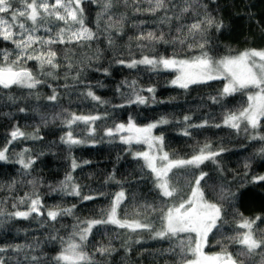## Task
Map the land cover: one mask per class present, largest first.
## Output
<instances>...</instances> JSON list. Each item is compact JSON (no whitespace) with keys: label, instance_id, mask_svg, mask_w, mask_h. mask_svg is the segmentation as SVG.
Here are the masks:
<instances>
[{"label":"trees","instance_id":"1","mask_svg":"<svg viewBox=\"0 0 264 264\" xmlns=\"http://www.w3.org/2000/svg\"><path fill=\"white\" fill-rule=\"evenodd\" d=\"M82 6L85 9L86 25L98 32L99 37L87 42L83 47L76 44L53 45L61 64L57 70V79L41 75L40 79L47 80V83L32 90L15 85L9 89L0 88V148L10 139L8 134L14 125L30 134L38 130L41 137L35 140H18L8 145L7 155L11 161L16 159L15 153L28 148L35 163L25 174L19 164L0 161V209L6 214L17 210L25 211L30 200L20 204L21 198H35L37 195L44 206L43 215L37 216L33 213L29 219H13L7 215L0 217L4 221L0 225V247L11 249L16 245H35L39 242V246L34 249L25 247L20 253L9 250L0 253V257H3L5 264H31L32 256L39 257V264H55L52 258L61 250L60 238L64 241L69 239L77 219L99 218L101 209L107 208L115 193L121 190L125 192V200L118 210L121 217L127 215L131 218L137 211L142 212L141 206L146 203L159 204L152 186V174L147 168H142L143 160L133 158L134 147L131 146L129 150L128 145L120 143L118 136L109 142L111 138L104 134L107 127H113L116 123H127L129 116L140 126L162 116L171 121L154 129V133L163 134L164 151L174 159L188 158L206 143L211 144L213 150L225 149L217 157V163L205 161L200 169L208 173L203 186L207 199L214 202L218 199L217 193L222 186L236 191L241 182L246 184V187L240 188L243 197L235 202V208H229V205L225 204L226 219L229 223L224 225L223 235L210 237L209 245L205 248L209 254L220 251L216 241L235 235L234 213H240L245 218L259 216L264 219V182L250 183L253 176L264 175V157L259 155L260 149L264 147V140L251 139V132H238L223 125L224 114L240 108L246 103V96L237 93L214 104L210 97L218 95L223 81L191 85L185 90L170 84L176 75L173 71H150L145 65L127 68L115 61L138 60L142 55L171 56L173 52H178L182 58L198 54V49L189 52L187 44L181 46L178 43L151 44L142 41L145 47H137L135 38L141 32L151 31L156 35L162 32L166 39L171 41L178 35V28H183L181 36L188 35L187 25L197 19H203L206 14L214 17L217 22L222 21L224 25L220 31L212 28L207 33L209 47L214 56H223L229 52L235 54L249 48L262 49L264 0H196L191 4V11L188 13L181 12L185 7L184 0H168L167 10H161L155 15L146 11L151 7L147 0H135V3L134 0H127V3L124 0H115L110 14L117 21L121 17H124V20L122 30L119 24L111 30V47L107 39L109 33L105 31L107 17L102 19L97 27L100 6L90 0H85ZM137 6L140 12L135 11ZM166 16L172 17L171 21L164 20L162 23ZM60 24L63 26L62 22ZM39 34L43 35V32ZM199 39L197 35L195 40ZM188 42H193L191 36ZM0 49L14 51V46L0 40ZM66 54L74 65L71 70L67 67ZM85 65L87 67L80 76V81H74L72 77ZM28 66L38 72L36 61H28ZM97 68L100 71H96ZM105 68L109 70V75L104 74ZM122 81H136L137 89L153 87L155 93H142L150 98L147 105L132 104L114 108L113 105L125 103L121 93L128 95L131 92L129 87L121 85ZM48 83L57 89L59 99L56 102L47 100V96L52 94ZM65 84L69 87L66 88ZM89 86L97 96L108 103L99 104L82 95ZM118 86L121 87L120 92H117ZM37 94L39 99L36 98ZM153 95L155 102L151 99ZM9 96L15 98V103L8 99ZM19 108H25L26 111L20 112ZM69 113L101 116L108 113V116L90 126L77 122L69 128L62 122L68 118ZM185 116L191 117L187 124H201L205 120L209 124L202 128H189L191 135L184 136L181 132L187 126L184 122ZM215 124H220L221 127L213 126ZM90 127L95 129L91 136ZM69 131L74 138L82 139L85 143L73 145L71 148L62 143L61 137L66 136ZM256 134L264 136V124L256 130ZM73 160L81 165L75 170L72 169ZM245 163H248L250 168H245ZM174 171L175 180L183 182L190 179L185 177L183 170ZM198 172L199 170L197 174ZM69 173L73 181L80 186L82 195L90 194L96 199L82 201L81 197L53 191V188H59L60 181ZM110 175L114 176V179L105 183ZM14 204L17 205L16 208H13ZM74 204L76 207L72 216H59L55 221L48 219V209L57 205L71 208ZM238 218L237 216L236 219ZM254 228L257 233L264 232V223L257 221ZM51 237L57 238L53 240ZM135 240L141 242L134 243ZM175 243L176 241L151 239L147 233L138 236L115 225H101L94 228L89 235L85 251L95 253V249L101 244L110 245L115 249L108 256L102 257L95 253L93 258L98 264H178V257L169 251ZM228 247L233 253L240 250L238 244H228ZM25 256L28 259H25ZM261 259L262 257L257 255L248 258L246 264H261Z\"/></svg>","mask_w":264,"mask_h":264},{"label":"snow or ice","instance_id":"2","mask_svg":"<svg viewBox=\"0 0 264 264\" xmlns=\"http://www.w3.org/2000/svg\"><path fill=\"white\" fill-rule=\"evenodd\" d=\"M90 2L97 4L101 9L97 13V27H99V22L107 17L105 31L109 33L107 39L111 47L113 44L111 30L116 28L117 24L121 25L122 30L124 17L117 21L110 14L115 6V0H90ZM124 2L127 3V0ZM147 2L151 7L146 11L152 15L161 10H167L168 0H147ZM195 2L196 0H184L185 7L181 9V12H190L191 4ZM84 3L85 0H0V40L9 42L14 46V51L0 49V88L9 89L15 85L32 90L47 83V80L40 79L41 75L53 80L57 79V70L61 64L57 59V52L52 46L76 44L83 47L87 42L99 37L98 32H94L86 25L85 9L82 6ZM135 11L140 12V8L137 6ZM176 18L179 19V17ZM171 19L172 17L166 16L161 22L163 23L164 20L171 21ZM223 27L222 21L217 22L214 17L206 14L203 19H197L192 24L187 25L188 35L181 36L183 28H178V35L171 41L166 39L162 32L160 35L151 31L141 32L135 38L137 47H145L141 43L142 41H148L151 44L178 43L181 46L187 44L189 52L198 49V54L182 58L178 52H173L171 56L142 55L138 60L117 59L115 62L127 68L145 65L150 71H174L176 75L170 84L185 90L189 89L191 85L223 81V87L219 90L218 95L210 97L214 104L220 103L237 93L246 96V103L242 104L240 108L224 114L223 125L238 132L241 130L245 133L251 132V139L264 140V136L256 134V130L264 124V48H249L235 54L229 52L223 56H214L209 47L207 33L209 29L215 28L216 31H220ZM41 32L43 35L39 34ZM197 35L200 37L199 40H195ZM189 36L193 38V42H188ZM96 58L99 59L98 56ZM65 59L68 60L67 67L71 70L74 65L67 54ZM28 61H36L38 72H34L28 66ZM85 67L87 65L78 69L76 76L72 77L74 81H80V76ZM95 70L100 71L99 68ZM103 72L105 75H109L107 68L103 69ZM121 85L129 87L131 92L128 95L121 93L125 103L113 105L114 108H123L132 104L147 105L150 98L142 95V93H155L153 87L137 89L136 81L131 83L122 81ZM48 87L52 88V94L47 96V100L56 102L59 99L57 89L52 87L50 83H48ZM65 87L69 86L65 84ZM120 91L121 87L118 86L117 92ZM82 95L99 104L108 103V101L97 96L90 86ZM36 98H40L38 94ZM8 99L15 103L14 97L9 96ZM151 99L155 102L154 95ZM19 111L25 112L26 109L19 108ZM107 116L108 113L103 116L69 113L68 118L62 122L69 128L77 122L90 126L97 120L106 119ZM190 120L191 117H184L186 124ZM169 123L171 121L162 116L158 120L140 126L129 116L127 123H116L113 127L105 129V136L111 138L109 142L118 136L120 143L129 145V150L133 144L147 146V150L134 152L133 158L143 160L142 168H147L152 174L153 190L160 202L159 204L146 203L142 205L143 211H137L131 218L127 215L121 217L118 210L125 200V192L121 190L115 193L110 205L101 209L99 218L77 219L69 239L64 241L63 238H60L62 241L61 250L52 258L55 264H98L93 258L95 253H99L102 257L111 255L115 249L110 245L101 244L95 249V253L91 254L85 251L89 235L92 234L94 228L101 225H115L120 229H127L129 232L136 233L138 236L147 233L154 240L176 241L175 246L169 251L178 257V264H246L248 258L257 255L262 257L261 264H264V232L257 233L254 228L257 221L264 223V219L259 216L250 219L243 217L240 213H234L235 235L226 236L224 240L216 241V244L220 246V251L211 254L205 251L206 246L209 245L210 237L217 234L223 235L222 229L225 224L229 223L226 219L225 204L227 203L229 208H235V202L243 197L240 188L246 187V184L241 182L236 191L222 186L217 193L218 199L215 202L207 199L203 183L208 173L200 170L201 165L205 161L217 163V157L225 149L213 150L211 144L206 143L195 150L190 157L174 159L168 152L164 151L163 134H153L154 129ZM208 124L207 120L201 124H187L181 134L189 136L191 135L189 128H202ZM213 126L221 127L220 124ZM94 132L95 129L90 127L89 136L93 135ZM8 135L10 139L7 140L3 148H0V161L17 163L27 174V170L35 163V160L29 155L31 150L25 148L15 153L16 159L11 161L7 155L8 145L18 140L41 139L38 130L30 134L21 130L18 125H14ZM61 142L67 144L69 148L85 143L82 139L74 138L71 131L66 136L61 137ZM259 155L264 157V147L260 149ZM84 163H89V161H84ZM80 166L73 160V170ZM244 167L250 168V165L245 163ZM177 169L183 170L185 177H190V179H185L183 182L175 180L176 172L174 170ZM197 170H199L198 174ZM245 175L247 176V173ZM113 179L114 176L110 175L105 183ZM261 182H264V175L253 176L250 181L252 184ZM29 183L35 182L29 181ZM52 190L81 197L82 201L96 199L90 194L82 195L80 186L73 181L70 173L65 176L64 180L60 181L59 188ZM26 200H30L27 210H17L6 214L0 209V217L7 215L13 219H29L33 213L37 216L43 215L44 206L38 195L35 198L28 196L21 198L19 203L24 204ZM16 207L17 205L14 204L13 208ZM75 207V204L71 208H62L57 205L48 209L47 217L55 221L59 216H72ZM237 216L238 219H236ZM3 223L4 221L0 219V225ZM56 238L51 237L53 240ZM140 242V240L134 241V243ZM228 244H238L240 250L233 253L229 251ZM38 246L39 242L37 241L35 245H16L11 249L0 247V253L9 250L20 253L25 247L34 249ZM176 249L179 251L177 252ZM25 259L28 257L25 256ZM0 264H5L3 257H0ZM31 264H39V257L32 256Z\"/></svg>","mask_w":264,"mask_h":264},{"label":"rangeland","instance_id":"3","mask_svg":"<svg viewBox=\"0 0 264 264\" xmlns=\"http://www.w3.org/2000/svg\"><path fill=\"white\" fill-rule=\"evenodd\" d=\"M174 72V71H173ZM176 74V73H175ZM153 134L154 135H156L155 133H154V130H153ZM126 135V134H125ZM129 146V145H128ZM131 146H133L134 148H132L133 150H135V152L136 151H141V150H147V146L146 145H136V144H133V145H131Z\"/></svg>","mask_w":264,"mask_h":264},{"label":"water","instance_id":"4","mask_svg":"<svg viewBox=\"0 0 264 264\" xmlns=\"http://www.w3.org/2000/svg\"><path fill=\"white\" fill-rule=\"evenodd\" d=\"M14 86V85H13Z\"/></svg>","mask_w":264,"mask_h":264}]
</instances>
